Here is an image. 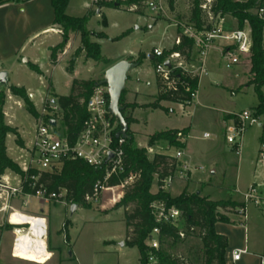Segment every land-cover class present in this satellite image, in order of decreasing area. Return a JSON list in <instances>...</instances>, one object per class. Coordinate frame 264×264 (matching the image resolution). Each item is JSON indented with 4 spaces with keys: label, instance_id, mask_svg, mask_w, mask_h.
Masks as SVG:
<instances>
[{
    "label": "rangeland",
    "instance_id": "374dc122",
    "mask_svg": "<svg viewBox=\"0 0 264 264\" xmlns=\"http://www.w3.org/2000/svg\"><path fill=\"white\" fill-rule=\"evenodd\" d=\"M166 1L168 3V0ZM234 1L246 2L247 0ZM97 10L98 7L92 4V0H70L67 14L77 18L89 16L87 30L92 34L90 40L100 45L102 57L110 64L114 65L131 58L134 61L141 58V64L129 73L125 88L126 104H140L139 108L135 110L129 108L126 112L127 116L136 120L131 124L130 131L138 147L148 148L149 139L155 133L184 130L188 132L186 152H190L195 157L202 155L207 157L204 162L202 160H194V162L205 166V171L200 172L199 175H202L203 179L209 176L211 182L200 183L189 176L186 182H174L170 195L178 197L183 192L193 194L200 191L203 197L210 195L212 197L209 198L210 200L231 197L242 199L244 197L237 193L238 189L244 192L253 182L258 185L262 183L264 158L261 153L262 130L259 124L253 123L252 117L247 120L241 158L233 153L222 133L224 113L231 114L226 115V119L244 112L252 116L259 103L253 86H247L251 68L249 56L238 54L239 63L228 69L225 52L232 48L233 42L216 40L209 49L207 75L201 78L194 104L163 102L164 109L141 107L154 104L158 94L154 64L148 59V55L155 49L163 52L172 49L178 35L174 23L184 24L188 21L190 14L188 2L178 0L175 10L169 11L167 16L157 15L145 6H142L139 12L130 11L124 4L121 8L104 7L101 15L96 14ZM221 23L228 34L232 33L228 32L229 29H235V31L238 29L236 21L231 16L225 17ZM58 31L61 33L60 30ZM245 33L249 35V29L246 28ZM74 35L70 36L68 46L70 53L65 59L59 60L56 66L44 54L43 49H38L33 52L42 74L28 68L25 64L27 58H23L11 72L9 87H24L37 111L41 112L48 96L49 98L69 96L72 93L74 80H102L105 71L109 68L104 63L86 60L83 55H78L80 37L77 38ZM49 38L54 41L53 43L61 40V37L53 39L50 36ZM75 55L78 58L74 61ZM72 64L74 70L70 73L68 69ZM173 64L197 71V66L193 63L186 65L181 60H176ZM9 87L3 89L8 92ZM262 91L264 94V87ZM6 94V123L16 128L19 133V136H8L7 153L24 170L28 168L31 160L30 150L34 140L36 121L18 98L9 93ZM228 126L229 124L225 127V135ZM206 134L208 137L204 138ZM19 139L22 140L23 146ZM177 151V148L169 147L166 142H159L148 148V158L152 160L156 154L175 156ZM211 162L215 163V176L210 175ZM11 174L15 173L11 172ZM157 191L158 187L154 182L151 192L154 194ZM110 195L105 193L102 201L93 203L91 208L79 207L73 216L70 215V208L62 203L44 207L45 215L50 218V231L55 245L61 247L57 257L47 264H141L139 250L125 244L127 239L125 209L112 210L114 206L110 205L105 207L107 212L102 211V205L108 202ZM37 205L38 203L33 201L29 209H36ZM27 209L21 210L28 213ZM256 213V209H251L254 217ZM225 216L228 220L234 218L231 214H225ZM64 221L69 222L70 245L68 247L62 243L61 225ZM261 227L262 230L251 228L249 234L262 245L264 244V224ZM11 246L12 238L6 233L3 236L1 249L2 263L9 258ZM200 247V241L195 236H189L174 248L168 249L164 246L163 249L175 257L189 260L191 264H202L198 257Z\"/></svg>",
    "mask_w": 264,
    "mask_h": 264
},
{
    "label": "trees",
    "instance_id": "16d2710c",
    "mask_svg": "<svg viewBox=\"0 0 264 264\" xmlns=\"http://www.w3.org/2000/svg\"><path fill=\"white\" fill-rule=\"evenodd\" d=\"M30 0H0V5L13 2L23 4ZM144 0H128L124 3L127 9L135 5V12H139ZM178 0H168L170 11H174ZM189 8L188 23L201 31L204 28H210L209 21L202 5L205 0H187ZM55 13V28L61 31L62 42L50 49L51 63L56 66L59 62V56L64 53L70 40L71 34L80 37V47L77 50L78 55H83L86 60H92L96 63H104L111 67L107 60L101 55L99 44L91 42L90 34L87 30L89 16L83 18L72 17L67 14L70 0H51ZM264 4V0H247L246 2H236L234 0H215L212 11L215 16L224 19L231 16L237 23L238 31L244 32L249 29L251 47L249 52L250 71L247 86H253L257 94L259 103L253 112V119L261 121L262 134L260 142L264 145V22L259 20L254 11ZM101 8L112 7L121 8L122 4L102 3ZM102 12H100V15ZM106 24V23H105ZM194 42L187 37H182L179 45H174L172 49L165 52L164 57L154 58L153 64L156 70L157 65L164 61V58L171 53H179L184 60L190 64L193 61ZM78 56L75 55L74 59ZM133 62L134 59H129ZM135 63L141 64V58L135 60ZM29 68L38 74H41L38 67L29 64ZM73 72V64L68 69ZM158 94L154 104L141 107L153 109H164L163 102H170L183 105H192L191 95L198 89L199 77L177 69L170 74L169 80H165L155 71ZM99 81H79L74 80L72 93L69 96H57L58 104L62 110L60 120V134L71 144L75 143L79 133L85 128L88 121L86 104L91 97L94 87ZM170 84V85H169ZM10 94L20 99L27 112L35 119L39 117L38 111L23 87H9ZM125 92H123L120 105L124 108L122 114L129 127L135 123L132 117L127 116L129 108L135 110L140 106L136 104L127 105L125 101ZM7 94L5 89L0 88V178L9 171L17 175H24V171L18 163L13 161L7 153L6 141L9 135L19 136L18 130L9 126L5 118V105ZM186 133V134H185ZM129 139L124 146L126 171L119 177H114L106 182L109 187L120 185L130 173L137 175V180L130 187L126 188L120 200L114 205L113 209H125L126 242L130 247H135L140 253V263L147 264L148 248L145 244L151 233L154 223L151 216L150 206L156 201H165L169 205L176 206L183 212L185 219V237L180 236L179 230L175 227H165L163 229V239L158 257L161 264H191L189 260L175 257L167 250L174 248L179 243L184 242L187 237L195 236L201 244L199 248V259L202 264H225L224 256L228 245V240L220 236L215 231L217 223H228L229 220L225 214H238L246 209V204L231 200L212 201L208 197H203L196 193L189 194L183 192L178 197H172L170 193L160 189L164 181L173 176L180 163L171 155L156 154L152 160L148 158V148L153 147L159 142H166L169 147L183 150L186 143L180 141L179 135L187 136L184 130H166L152 135L148 142V148H139L133 133L128 131ZM23 146L22 140H18ZM261 153L263 151L261 150ZM31 174L40 176V183L52 191H65V201L71 207L91 208L92 204L87 202L88 197L94 195V187L98 182L104 181L105 168H94L82 161L74 160L64 163L54 171L38 172L31 171ZM156 182L158 191L151 192V188ZM132 208L131 210L129 208ZM111 211V210H110ZM107 212V211H105ZM66 231H68L69 222H65ZM10 226H0V242L3 233L9 230Z\"/></svg>",
    "mask_w": 264,
    "mask_h": 264
},
{
    "label": "built area",
    "instance_id": "2783aa9c",
    "mask_svg": "<svg viewBox=\"0 0 264 264\" xmlns=\"http://www.w3.org/2000/svg\"><path fill=\"white\" fill-rule=\"evenodd\" d=\"M128 0H92V4L100 8L102 3L124 4ZM215 0H205L202 9L207 15L210 28H204L199 31L193 25L188 23H174L178 31L174 45L181 43L182 37H187L194 42L193 61L197 71L187 70L183 66L173 64L176 60H181L184 64L188 63L179 53H171L164 58V61L157 65L156 72L165 80H169L170 74L177 69L198 76L201 81L202 76L207 75L206 64L209 49L216 40L233 42L231 49L225 52L226 67L230 69L233 65L239 63L238 54L249 55L251 41L245 31H235L226 33L222 27V20L215 16L212 11ZM142 6H145L151 12L157 15L167 16L169 10L166 0H144ZM133 5L130 11L136 10ZM255 16L264 22V4L254 11ZM154 58L164 57L165 52L155 49L152 52ZM169 62L171 67H166ZM200 84V82H199ZM170 85V84H169ZM199 87V86H198ZM198 89L191 95L192 102L197 99ZM110 98L106 86H95L93 93L86 104L88 121L85 128L79 133L75 143L71 144L60 134V120L62 110L58 104L57 98H46L44 106L35 119L36 130L32 143L31 160L27 169H24V175H15V183L9 178H0V214H4L5 220L1 227L10 226L8 231L13 235L12 257L23 261H29L37 264L46 263L51 260L52 253L49 252V223L45 216H30L26 213L16 210L12 206L14 200L22 199L25 207L29 201L34 199L43 202L46 205L65 204V191H52L40 183V176L31 174V171L47 172L54 171L69 161H82L94 168H105L106 174L103 183L98 182L94 187V195L87 198L90 204L100 203L105 193H110L109 200L102 207L115 205L123 195L126 188L133 185L137 180V175L130 173L120 185L109 187L106 182L114 177H119L126 171L124 146L126 139L117 138L121 130L118 121L109 111ZM251 114L244 112L234 115L227 127L225 139L233 148L237 156H241L243 149V134L245 125ZM51 120L56 121V126L51 125ZM208 135H204L207 138ZM180 141L184 142L186 136L179 135ZM262 157L264 158V145H262ZM112 154L113 158H109ZM179 161L180 166L173 176L167 178L160 188L164 192H170L174 182L186 181L194 171L204 168L185 160L183 150H178L173 156ZM246 202L259 204L260 199L255 195V188L251 187L245 194ZM151 216L154 227L149 234L145 244L148 248L147 264H161L158 252L161 249L163 239V229L165 227H175L179 230L180 236L185 237V219L183 212L176 206L169 205L165 201H156L150 206ZM245 210L240 214L245 216ZM64 241H67V231L65 223L62 225ZM241 253L234 254V260H239ZM1 264V262H0Z\"/></svg>",
    "mask_w": 264,
    "mask_h": 264
},
{
    "label": "crops",
    "instance_id": "0c3cea01",
    "mask_svg": "<svg viewBox=\"0 0 264 264\" xmlns=\"http://www.w3.org/2000/svg\"><path fill=\"white\" fill-rule=\"evenodd\" d=\"M54 20H55V13L52 7L51 0H30L23 4L7 2V3L0 5V72L1 71L8 72L9 85H10L11 72L13 71V69H15V67H17V65L20 63V61L23 58H27V61L25 62V64H27L28 68H29V64H32L33 66L38 67L37 65L38 60L35 59L33 50L43 49L45 51L44 54H46V56L50 58L51 56L50 49L57 46L58 44L62 42L61 33H59L58 29L55 28ZM234 31L235 29H231V30L229 29L228 32H234ZM50 36L53 37V39H59V37H61L60 38L61 40L60 42L58 41L57 43H53L54 41L51 38H49ZM74 37L78 38L77 35H74ZM68 46H69V42L65 48L64 53L59 56V60H63V58L65 59V57L70 53V48ZM149 56L152 57L151 60L154 59L152 53L148 55V59H149ZM75 60L76 59H74V61ZM38 69L40 70L39 67ZM6 93L10 94V91ZM20 102L22 101L20 100ZM134 104H137L138 106H140V104L138 103H134ZM4 113H5V109H4ZM38 113H40V111H38ZM226 115H231V114L224 113V116H223L222 133H223L224 138H225V127L227 124H230L232 120V117H229L226 119L225 118ZM253 123H258L259 127H261V130H262L261 121H256L253 119ZM189 132H190V129H189ZM187 136H188V132H187ZM187 145H188V138L186 140V147L184 149V153H185L184 159L189 160L192 163L197 164L198 166H201L204 168L203 170L192 172L190 177H194L195 180L197 179V181L200 183H203V182L205 183L206 181L211 182V178L209 176L208 177L206 176V178L203 179L202 175H199L200 172L205 171V166L194 162V160H198V161L202 160L204 162L205 158L207 157L205 155H202L201 157H198V156L195 157L190 152L187 153L186 152ZM230 148L233 151V148L231 146ZM233 153L236 155L234 151ZM241 156H238V157L241 158ZM209 167L212 169V170L210 169L211 170L210 175L215 176L216 175V170L214 169L215 163L211 162ZM15 177H16L15 174H11V172L9 171H7L4 174V178H9L14 183H15ZM251 187L255 188V195L258 196V198L260 199L259 204H255L254 202H249L250 203L249 204L245 200V194L250 190ZM237 193L242 194L244 198L236 199V198L231 197L230 199H219L220 201L231 200L234 202L246 204L245 216L239 213L231 214L233 215L234 218H229L228 223H217L215 225L216 233L220 236L226 237L228 240V245L225 250L224 262L225 264H264V244L261 245V243H257L256 240H254V238H252L249 234L251 228H260V230H262L261 226L262 224H264V177H263L262 183H260L259 185L256 182H253L246 189V191L242 192L240 189H238ZM207 197L210 199L212 198L210 195H208ZM219 200L214 199L212 201H219ZM22 201H23L22 199L14 200L12 202V206L16 210L21 211V212H22L21 209L28 208L27 209L28 213L26 214L30 216L43 215L47 218L48 223H49V252L53 254L50 261H52L54 258L57 257L59 253L58 251L61 250L60 246L55 245L54 238L50 231V218L49 216L45 215V211H44L45 206L50 207L52 205H46L43 202L32 199L29 201L28 206L25 207ZM33 201L37 202L38 205L36 209H33V208L29 209L31 205L33 204ZM251 209L257 210V213H256L257 215L255 217L253 214H251ZM105 210H106L105 208H102V211H105ZM4 220H5V216L2 213L0 214V226L3 224ZM65 222L66 221H64L63 223ZM260 222H262L261 225H256V224H259ZM62 225H61V232H62ZM6 233L10 234L12 238V244H13V235L11 231H8V230L4 231L3 236ZM59 233L60 231L58 232V234ZM2 243H3V237H2V241L0 242V262L1 264H28V263L37 264V263L29 262V261L14 259L11 254L12 246H11V251L9 253V258L6 259V261L4 260V263H2L3 262L2 257H1ZM62 243L67 247L70 245V238H69L68 231H67V241L66 240L64 241V238H63ZM238 252L241 253L240 258L239 260H234V254ZM70 256H71V253H70ZM48 262L42 263V264H47Z\"/></svg>",
    "mask_w": 264,
    "mask_h": 264
},
{
    "label": "water",
    "instance_id": "95a60500",
    "mask_svg": "<svg viewBox=\"0 0 264 264\" xmlns=\"http://www.w3.org/2000/svg\"><path fill=\"white\" fill-rule=\"evenodd\" d=\"M102 8H98L96 14L100 15ZM151 60L152 57L149 56ZM26 62V61H25ZM166 67L170 68L171 65L167 62ZM139 66L138 63L130 62L127 60L120 61L111 67H109L105 73L104 78L95 86H106L108 89V94L110 98L109 111L111 115L118 121L120 131L117 134V138L122 137L123 139H129L128 131L130 129L126 119L124 118L122 112L124 108L120 105L121 97L126 88V82L128 80L129 73ZM9 86V74L6 71L0 72V88H7ZM51 125L56 126V121L51 120ZM109 158H113L110 154ZM200 195V192H197ZM78 210L77 205H72L70 207V215L73 216Z\"/></svg>",
    "mask_w": 264,
    "mask_h": 264
}]
</instances>
